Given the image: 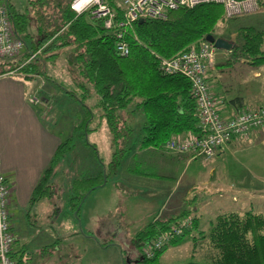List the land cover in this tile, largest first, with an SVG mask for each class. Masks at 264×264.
Returning a JSON list of instances; mask_svg holds the SVG:
<instances>
[{
    "label": "trees",
    "instance_id": "obj_1",
    "mask_svg": "<svg viewBox=\"0 0 264 264\" xmlns=\"http://www.w3.org/2000/svg\"><path fill=\"white\" fill-rule=\"evenodd\" d=\"M3 1L12 31L22 42L23 49L15 59L0 60V75L13 69L15 62L22 80L42 78L44 86L38 94L41 104L33 107V111L42 126L51 133H54L51 126L61 123L59 117L54 116V111H57L54 110V98L59 96L67 107L71 105L81 111L78 121L71 125L70 135L64 137L60 132L55 133L60 137V143L31 190L27 209L57 194L58 189L52 178L57 167L76 146H79L80 151L91 149L94 166H91L90 171L87 170L91 173L69 182L68 208L64 209L63 214L78 218L80 205L86 195L103 187L108 178L116 175L121 159L105 166L97 156L96 147L85 139L101 122L111 136L113 147L121 146L114 155L125 156L135 152L133 158L138 156L136 153L148 149L169 153L164 149L168 140L201 135L202 129L188 81L180 75L162 73L158 61L169 60L187 51L208 35L221 38L215 32L217 24L232 18L223 17L220 5L200 4L193 8H179L166 12L162 18L131 23L123 30L122 38L128 47V54L120 57L115 51L117 40L114 31L105 30L101 21L92 18L88 11L80 14L73 12L70 9L73 0H30L28 5L33 7L32 17H29L26 8L20 11L9 0ZM256 2L258 8L254 13L263 12L264 0ZM104 3L114 13L116 22L121 20L122 11L117 8L116 0H104ZM246 31V34L240 33L242 46L236 45L237 40L227 38L233 45L231 52L239 50L251 61L264 65V53L259 50L264 42V31L251 28ZM38 50L39 53L31 58ZM58 58L62 59L63 68L59 72V79L54 80L52 77L55 75L47 73V65H53ZM5 63L13 66L4 68L1 65ZM52 90L58 95L51 94ZM135 110L141 116V137L137 144L135 139L130 140L133 132L128 124ZM130 171L137 175L134 170ZM190 214L182 212L166 219H150L129 240L135 258L126 262L124 254L122 256L123 250L120 251L122 264H161L158 258L168 245L177 244L196 231V219ZM186 216L191 218L190 227L172 237L152 256H145L144 250L152 244L153 239L168 233L172 225ZM197 233L201 238L205 236L208 239L209 248L204 253L207 260L181 264H264V218L260 213H218L210 220L206 233ZM61 239L62 236L59 241ZM59 249L61 254L65 252V248ZM131 252H127L128 255ZM22 254L15 258L10 251L13 264H30L29 257Z\"/></svg>",
    "mask_w": 264,
    "mask_h": 264
},
{
    "label": "crops",
    "instance_id": "obj_2",
    "mask_svg": "<svg viewBox=\"0 0 264 264\" xmlns=\"http://www.w3.org/2000/svg\"><path fill=\"white\" fill-rule=\"evenodd\" d=\"M250 28L257 30L252 26L241 27L240 32H233V36L229 34L223 39L237 40L236 45L242 46V42H239L242 38L240 33L246 34V29ZM259 50L264 53V42L259 46ZM23 81L25 80L19 75H0V173L10 188L8 209L10 231L13 235L11 251L15 258L23 252L24 256L29 257L30 264H73L72 258L76 256L69 240L72 239L71 233H75L76 222L71 214H63L64 224L69 229L72 228V232L64 234L61 241V235H55L51 224L44 222L46 219H52L53 215L46 216L40 223L29 221V212L33 208H36L33 217L39 218L37 207L43 203L41 200L27 209L31 190L60 141L55 132L51 133L42 126L33 107L26 102L32 87H26ZM206 81L210 94L219 102V115L223 119L232 117L243 107L264 106V65L256 64L239 50H216L214 63L207 73ZM77 114L80 115L81 111ZM145 151L144 155H155L148 160L147 156L141 157V152L136 153L138 165L149 161L151 164L148 163V167L155 168L150 174L156 182L148 184L139 180L135 184L132 183L134 180H131V176H127L129 179L126 178L123 182L131 183L130 186L133 187V190L127 192H134L152 203L153 208L149 215L153 212L155 214L151 219H166L182 212H191L196 219V232H203V228H199L198 219L204 218L207 225L212 220L211 217H205L212 208L211 205L216 206V202L223 200L225 196H229L230 202L235 203L237 193L244 195V188L255 189L264 184V129L251 132L245 139L231 140L210 161L208 160L216 166L209 173V181L214 184L212 176H215L217 170H220L222 177L235 173L236 183H231L230 186L236 190H220L217 184L214 190H187L188 188L183 189V186L182 190H169L160 182L170 178L162 175L165 174L164 165L173 169L179 163L187 164L195 160L161 150ZM139 169L144 174L145 171L140 167ZM128 171V174H131L130 170ZM172 197L174 200L171 202ZM63 243L66 244L65 247H62ZM58 247L65 248V252L61 254L60 249L57 250Z\"/></svg>",
    "mask_w": 264,
    "mask_h": 264
},
{
    "label": "rangeland",
    "instance_id": "obj_3",
    "mask_svg": "<svg viewBox=\"0 0 264 264\" xmlns=\"http://www.w3.org/2000/svg\"><path fill=\"white\" fill-rule=\"evenodd\" d=\"M28 1L30 0H9L10 4L14 5V7L20 11L26 8L29 17H32L33 7L31 8V4L28 5ZM250 26L255 27L259 31H264V13L257 12L240 15L224 21L223 23L219 22L216 26L215 32L217 36L224 38L233 32H240L241 27L248 28ZM231 36H233V34H231ZM240 39L241 41L239 42H243V39ZM0 63L2 64V62ZM1 66L8 68L13 66V64L5 63ZM16 67L17 66L14 62L12 68L14 69ZM62 68L63 61L61 58H58L53 66L47 65V73L49 75H52V73L57 74ZM18 74L21 77V74ZM52 78L58 80L59 76L57 74ZM34 80L35 81L23 82L26 87H32L30 94L33 91L38 92L39 94L43 89L44 82L41 77H34ZM50 92L54 96L58 95L54 90ZM54 99H56L54 110H57L54 111V116H58V120L61 123H58L56 126L52 125L51 130L55 133L60 132L65 137L66 135H70L71 125L78 121L79 114H76V112L78 113L79 110L71 105L67 107L66 102L59 96ZM129 123L133 132L130 140L135 139L137 144L138 138L141 137V134L139 136L141 116L138 110H135V115L130 117V122H128V124ZM58 139L60 141V137ZM85 139L89 144L96 147L97 156L105 166H108L109 162L113 163V160L119 159H121V164L119 165L116 175L108 178L107 183L103 187L90 191L80 205L78 218H75V234L71 235L72 239L69 240L73 247V254L76 256L72 258V263L122 264L120 258V251L122 250V256L124 254L125 258L124 260L126 262H131L130 260L135 258V252H131L132 244L129 240H131L134 233L142 229L144 225L150 221L151 216L155 213L153 212L149 215L151 208H153L151 202L132 191V193L127 192L128 190H133V187L130 186L131 183H124V180L126 178L129 179L127 176H131V180H134L132 183L137 184L139 180H143L150 184L156 180L150 174V171L155 170V168L152 169L148 167L149 164H151L149 161H147L146 164H141V166H139L137 163L138 159H136L137 156L134 157L135 160L132 156L135 152L125 156L122 154L114 155V153L118 152V149H120L121 146L118 145V148L113 147L111 136L103 122L99 123L96 131L88 134ZM129 142L127 144H129ZM119 144L122 143L119 142ZM141 152V157L144 158L147 156L148 160H151L155 155V153L152 155H144V152L146 151ZM184 157L192 159L189 155ZM193 160L195 161L187 164L179 163L174 166L173 169L164 165L165 174L162 175H167L171 179L161 180V185H164V187L167 186L169 190H182V186L183 189L188 188L187 190H214V187L217 185L220 190H236L232 189L233 186H230L231 183H236L234 181V179H236L235 173H228L224 178L222 177L220 170H217L215 176H212L214 177L212 178L214 180L213 184L212 181H209V173L211 169H215L216 166L211 164L209 162L210 160L202 161L194 158ZM91 166H94L91 149L86 148L80 151L79 146H76L71 154L64 158L61 164L57 167L54 177L52 178V182L58 189L57 194L50 200H43V203L39 204L37 207V210L40 212L38 219L33 217V212L36 211H34L36 208H33L29 212V221L32 223L34 221L40 223L46 218V216L53 215L52 219H46L44 222L46 224H51V228H53L55 235L63 236L64 234L72 232V228L69 229L67 225L64 224L63 219L64 209L68 208V185L74 178L84 176L86 173H91L88 172L91 170ZM139 167L145 171L144 174L146 175H142ZM128 170L136 171L137 175H134L133 171H130L131 174H128ZM176 177L177 182H175ZM188 185L189 187H187ZM178 186L179 188H176ZM246 188H244V195L237 193L238 197L235 203L230 202V197L224 195L225 197H223V200L216 202V206L211 205L212 208L209 209L205 217H211V219H213L216 214L226 211H251L262 214L264 218V184L257 186L255 189ZM173 200L174 197L170 199L171 202ZM215 208L217 210H214ZM190 216L193 217V214L191 213ZM198 221L200 222L199 228H203V232L206 233L208 225L204 218L198 219ZM195 232L196 231L192 232L190 236L184 237L182 241L177 244L168 245L158 258L160 263L181 264L188 261L205 262L207 259L204 257V253L206 252V248H209L208 239L205 236L201 238L200 234ZM65 245L66 244L63 243L62 247H65ZM127 252L131 253L128 255Z\"/></svg>",
    "mask_w": 264,
    "mask_h": 264
},
{
    "label": "built area",
    "instance_id": "obj_4",
    "mask_svg": "<svg viewBox=\"0 0 264 264\" xmlns=\"http://www.w3.org/2000/svg\"><path fill=\"white\" fill-rule=\"evenodd\" d=\"M78 1L80 4L76 5ZM200 4L220 5L225 19L252 14L258 8L256 0H116L117 8L122 11V18L117 22L114 13L104 0H73L70 3V9L76 14L88 11L92 18L101 21L105 30H113L117 40L116 54L125 57L128 54V47L122 40L123 30L131 23L162 18L168 11L193 8ZM22 49V42L12 31L4 1L0 0V60L15 59ZM215 52L213 45L203 40L169 60L158 61L159 70L162 73L180 75L188 81L202 129L200 136L168 140L164 149L171 154L189 155L191 158L207 161L231 140L245 139L251 132L264 129V107L262 106L243 107L230 118L220 117L219 102L210 94L206 81L207 73L214 63ZM38 53L39 50L31 58ZM3 75L18 76V69H11ZM26 102L32 107L40 105L38 92L33 91L29 94ZM9 203L10 188L0 173V264H13L9 256L13 242L9 223ZM190 223L189 216L180 219L171 226L168 233L160 234L152 240V244L144 250L145 256H152L154 251L169 243L172 237L190 227Z\"/></svg>",
    "mask_w": 264,
    "mask_h": 264
},
{
    "label": "water",
    "instance_id": "obj_5",
    "mask_svg": "<svg viewBox=\"0 0 264 264\" xmlns=\"http://www.w3.org/2000/svg\"><path fill=\"white\" fill-rule=\"evenodd\" d=\"M137 22L140 23L142 21L138 20ZM204 40L212 44L216 50L230 51L233 48V45L223 38H213L212 36L208 35L204 38Z\"/></svg>",
    "mask_w": 264,
    "mask_h": 264
},
{
    "label": "bare ground",
    "instance_id": "obj_6",
    "mask_svg": "<svg viewBox=\"0 0 264 264\" xmlns=\"http://www.w3.org/2000/svg\"><path fill=\"white\" fill-rule=\"evenodd\" d=\"M79 4H80V1H78L76 5H79Z\"/></svg>",
    "mask_w": 264,
    "mask_h": 264
}]
</instances>
